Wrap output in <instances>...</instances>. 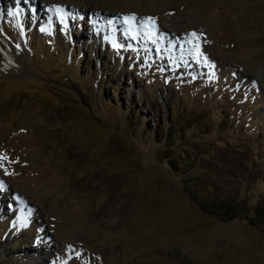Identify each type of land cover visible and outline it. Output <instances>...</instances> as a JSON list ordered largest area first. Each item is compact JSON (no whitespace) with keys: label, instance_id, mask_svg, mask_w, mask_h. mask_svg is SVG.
I'll list each match as a JSON object with an SVG mask.
<instances>
[{"label":"rangeland","instance_id":"374dc122","mask_svg":"<svg viewBox=\"0 0 264 264\" xmlns=\"http://www.w3.org/2000/svg\"><path fill=\"white\" fill-rule=\"evenodd\" d=\"M180 145L198 195L264 203V0H0V264H264Z\"/></svg>","mask_w":264,"mask_h":264},{"label":"trees","instance_id":"16d2710c","mask_svg":"<svg viewBox=\"0 0 264 264\" xmlns=\"http://www.w3.org/2000/svg\"><path fill=\"white\" fill-rule=\"evenodd\" d=\"M102 102L106 104L113 103L112 99L109 98V96L102 97ZM114 105L117 109L120 108V102H115ZM138 111L140 112V109H138ZM139 112L135 110H130V107H129L127 111H125L126 118H128V121H130L133 125L138 124L139 127L141 126L143 128H146L144 125L146 123L144 119H141L142 114ZM168 112L169 113H167V115L169 114V119H168V122L164 126V127H167V130H165L164 128L162 131L161 126H159L158 124L155 128L151 126L148 127L147 125L148 128L151 127V134H154V135L156 134V136H159V132L161 131L162 132L161 135H163V138H166L169 135H171V132L168 131L169 129H176V130L181 131V128L179 126L180 124L178 123L176 119L178 118V116L177 115L172 116V114H170V111ZM156 139H159V138H156ZM162 141L164 142V144L166 143L165 139H162ZM166 147L173 148V146L170 145L169 143L166 144ZM183 154H186V156L183 157ZM163 158L168 168H170L171 170L178 171L179 173L186 172L187 170L193 169V167L196 166L194 167L195 168L194 170L186 173L185 178L187 179L185 180L184 184L190 186L191 188L190 191L187 190L186 192L187 196L191 197L192 200H194V202L196 203L198 202L197 203L198 206L202 208L203 210H206V211L209 210L211 213L213 212L222 213L223 212V214L225 215L224 217L226 218L234 217V218H238L242 220L249 219L250 223H253V221L251 220L252 217L254 218L257 217V220L260 219V221L264 219V203H262L260 199L256 203H248L245 200L246 198H243L242 196L236 194L235 193L236 191L228 190V189L224 190L223 187L221 189V183L218 180H215V182H213V180L209 182L205 181V184L203 185L205 187L204 189L206 190V192L204 193L205 195H198L195 192L194 188L192 187L194 184L193 176L196 175V172L199 169V164H202L204 162L202 161L203 159L201 160V157L199 156V154L193 155L192 152H188V153L184 152L183 145H180L175 148L173 155L166 154V155H163ZM205 169H207L206 166H205ZM196 178H199V177H196Z\"/></svg>","mask_w":264,"mask_h":264},{"label":"snow or ice","instance_id":"6c2138e0","mask_svg":"<svg viewBox=\"0 0 264 264\" xmlns=\"http://www.w3.org/2000/svg\"><path fill=\"white\" fill-rule=\"evenodd\" d=\"M11 14L12 13L10 12L9 15H11ZM148 22L149 23H154V20L152 18H148ZM198 40H199V37H198V35L195 32H193V33L190 34V40H189V42L194 44V47H195V50H196L197 55H202L199 52Z\"/></svg>","mask_w":264,"mask_h":264},{"label":"bare ground","instance_id":"6f19581e","mask_svg":"<svg viewBox=\"0 0 264 264\" xmlns=\"http://www.w3.org/2000/svg\"><path fill=\"white\" fill-rule=\"evenodd\" d=\"M9 6H10V4H9ZM145 22V21H144Z\"/></svg>","mask_w":264,"mask_h":264}]
</instances>
